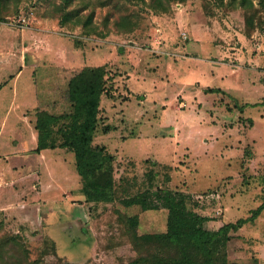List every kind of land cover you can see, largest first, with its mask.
Here are the masks:
<instances>
[{"label":"rangeland","instance_id":"rangeland-1","mask_svg":"<svg viewBox=\"0 0 264 264\" xmlns=\"http://www.w3.org/2000/svg\"><path fill=\"white\" fill-rule=\"evenodd\" d=\"M155 1L87 0L80 25L72 14L61 22L62 0L0 8V248L9 262L17 242H5L15 238L38 264H132L129 217L139 213L140 234L166 231L156 192L186 196L211 230L264 203L262 22L247 24L253 13L230 0ZM92 11L98 31L87 34ZM99 66L113 91L94 144L114 155L117 186L114 200L89 202L73 151H37L35 123L38 108L69 111L68 80ZM39 78L48 98L37 96ZM141 193L147 211L121 202ZM231 234L229 264H264V210ZM51 243L56 254L45 253Z\"/></svg>","mask_w":264,"mask_h":264},{"label":"trees","instance_id":"trees-1","mask_svg":"<svg viewBox=\"0 0 264 264\" xmlns=\"http://www.w3.org/2000/svg\"><path fill=\"white\" fill-rule=\"evenodd\" d=\"M23 0H0V8H10L18 12L19 4ZM80 6L70 10L75 0H62L60 11H62V23L71 20L70 14L75 18L79 12L89 7L87 0H79ZM144 2L145 0H140ZM170 1V0H169ZM223 3L224 0H220ZM238 2L246 10L253 13L247 17V24L254 26L255 18L262 22L264 20L258 14L264 13V0L258 1V8L252 0H230ZM155 4H157L155 6ZM153 6V5H152ZM155 7H163L160 0H156ZM153 6V7H154ZM0 9V13H1ZM94 12L86 18L84 31L87 34L97 32L96 27H89L93 20ZM5 18L0 14V20ZM77 25H80L78 17ZM117 27H127L123 20L117 22ZM261 24V25H262ZM106 66L85 67L74 74L67 83V98L69 111L54 113L46 109H37L35 128L38 131L37 151L45 149H56L57 147L68 148L75 154L76 170L83 180V191L89 202H106L115 199L116 181L114 178V155L104 146L94 144L95 135L100 122L101 105L104 95L113 90L111 78ZM43 79L37 80V96L48 98L51 91L43 87ZM220 89H209L208 92H220ZM56 127L58 129L56 130ZM60 142V143H59ZM156 200L168 210L167 228L164 232H145L140 234L138 228L141 223L139 213L129 217L132 231L133 247L137 257L132 264H229L227 245L233 239L231 232H236L246 223L254 221L264 210V203L253 212L247 219H241L237 223H228L218 230L206 228L205 224L210 221L207 216H202L187 206V197L166 190L156 192ZM150 197L141 193L121 200L129 207H139L141 211L152 208ZM139 211V212H141ZM17 242L16 248L19 256L10 254L9 258L15 256L13 262L5 258V249L0 248V261L2 264H38V260L30 261L27 254L20 248L22 243L15 238L8 239ZM49 242V241H48ZM51 251L56 254L55 247L51 244L45 253ZM24 255L25 262L21 255Z\"/></svg>","mask_w":264,"mask_h":264},{"label":"built area","instance_id":"built-area-1","mask_svg":"<svg viewBox=\"0 0 264 264\" xmlns=\"http://www.w3.org/2000/svg\"><path fill=\"white\" fill-rule=\"evenodd\" d=\"M22 21H25V18H23Z\"/></svg>","mask_w":264,"mask_h":264}]
</instances>
